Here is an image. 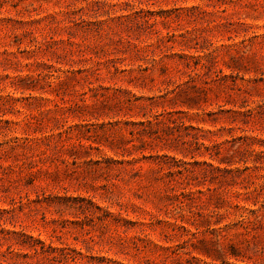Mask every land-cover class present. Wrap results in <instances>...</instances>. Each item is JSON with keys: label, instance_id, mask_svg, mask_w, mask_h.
<instances>
[{"label": "rangeland", "instance_id": "374dc122", "mask_svg": "<svg viewBox=\"0 0 264 264\" xmlns=\"http://www.w3.org/2000/svg\"><path fill=\"white\" fill-rule=\"evenodd\" d=\"M0 264H264V0H0Z\"/></svg>", "mask_w": 264, "mask_h": 264}, {"label": "trees", "instance_id": "16d2710c", "mask_svg": "<svg viewBox=\"0 0 264 264\" xmlns=\"http://www.w3.org/2000/svg\"><path fill=\"white\" fill-rule=\"evenodd\" d=\"M254 225H255V220H253L251 217H246L242 220V226L246 234H252V231L255 229Z\"/></svg>", "mask_w": 264, "mask_h": 264}]
</instances>
